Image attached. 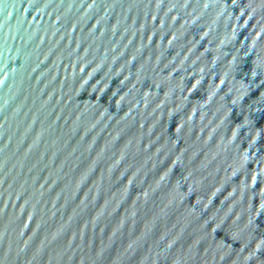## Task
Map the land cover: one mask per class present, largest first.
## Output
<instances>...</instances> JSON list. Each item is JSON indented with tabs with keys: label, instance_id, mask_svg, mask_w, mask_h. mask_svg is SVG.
<instances>
[{
	"label": "water",
	"instance_id": "obj_1",
	"mask_svg": "<svg viewBox=\"0 0 264 264\" xmlns=\"http://www.w3.org/2000/svg\"><path fill=\"white\" fill-rule=\"evenodd\" d=\"M0 264H264V0H0Z\"/></svg>",
	"mask_w": 264,
	"mask_h": 264
}]
</instances>
